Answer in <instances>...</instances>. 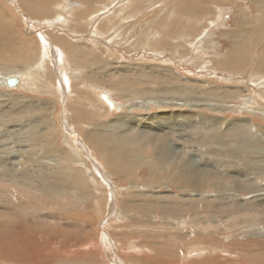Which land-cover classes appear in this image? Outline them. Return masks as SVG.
<instances>
[{
	"label": "rangeland",
	"instance_id": "374dc122",
	"mask_svg": "<svg viewBox=\"0 0 264 264\" xmlns=\"http://www.w3.org/2000/svg\"><path fill=\"white\" fill-rule=\"evenodd\" d=\"M0 76V264H264V0H0Z\"/></svg>",
	"mask_w": 264,
	"mask_h": 264
},
{
	"label": "bare ground",
	"instance_id": "6f19581e",
	"mask_svg": "<svg viewBox=\"0 0 264 264\" xmlns=\"http://www.w3.org/2000/svg\"><path fill=\"white\" fill-rule=\"evenodd\" d=\"M66 3V2H65ZM46 6V5H45ZM62 7H65L66 9H64V8H62V9H64V12H66L67 14L68 13H71L72 11H73V9H74V7H72L71 5H68V4H63L62 5ZM57 8H60L61 9V6L59 5V6H57ZM53 9V8H52ZM54 10V9H53ZM100 10V9H99ZM63 11V10H62ZM49 12V11H48ZM59 12V11H58ZM74 12V11H73ZM60 13V12H59ZM76 14V13H75ZM60 15V14H59ZM220 19V18H219ZM56 21V20H55ZM97 23V22H96ZM240 26H241V24L239 23L238 24V28H237V31L234 33V35H233V38L235 39L236 37H238L240 34H241V31H242V29L240 28ZM45 34V33H44ZM56 38V37H55ZM65 40V39H64ZM60 41V40H59ZM54 42V41H53ZM56 42V41H55ZM64 43V42H63ZM58 44H62L61 43V41H60V43H58ZM57 45V44H56ZM237 45H239L238 43H237ZM42 48L43 47H45L44 46V43H42V46H41ZM62 47V46H61ZM63 48V47H62ZM234 50V49H233ZM233 53V52H232ZM229 55H230V53H229ZM226 56V55H225ZM233 56V55H232ZM236 58H241V60L244 58V55H238V56H236ZM239 59H237V60H239ZM95 61V60H94ZM243 61V60H242ZM221 62V61H220ZM243 63V62H242ZM225 64V63H224ZM223 65V64H222ZM234 65V64H233ZM226 66V65H225ZM36 67V66H35ZM76 67V66H75ZM258 67L259 68H261V66L258 64ZM33 71V70H32ZM32 73V72H31ZM29 74V75H33V74ZM11 75V74H10ZM35 75H37V74H35ZM24 77V76H23ZM4 78V80H3V82H2V85L0 84V86H5V87H7V88H10V89H17V87H19L20 85H23V78H22V76H20V77H8V78H6V76L5 77H1L0 76V82H1V80ZM10 78H14V80L16 81V84H15V86H14V88H11V87H8L7 85H6V81L7 80H9ZM31 80V79H30ZM26 83H28V82H26ZM32 83V82H31ZM34 83V82H33ZM26 85V84H25ZM36 85V84H35ZM27 87H28V84L26 85ZM33 87H34V85H33ZM20 88V87H19ZM24 89H26V87L24 88ZM30 89V88H29ZM28 89V90H29ZM20 90V89H19ZM23 90V89H22ZM31 90H33V88H31ZM30 90V91H31ZM34 91V90H33ZM35 91H36V89H35ZM32 92V91H31ZM103 98L105 99V102H106V104H107V106L110 108V107H113V108H116V106H112V103L110 102V101H108V99L106 98V97H104L103 96ZM171 116V115H170ZM169 116V117H170ZM155 119V118H154ZM180 119V118H179ZM183 118H181V120H182ZM150 120V119H149ZM176 120V119H175ZM145 121V120H144ZM139 122V121H138ZM141 122V121H140ZM170 122V121H169ZM113 123V122H112ZM133 123V122H132ZM193 124H195V125H197V126H201V124L202 123H200V122H198L197 120H195V121H193L192 122ZM113 125H115V124H113ZM138 125V124H137ZM174 125V124H173ZM206 125H207V122L204 124V126L206 127ZM182 126V125H181ZM210 126L211 127H213V128H215V127H218V126H221V124L220 123H218V122H211L210 123ZM257 133H258V135H260V136H264V131H261V130H257ZM51 143L49 142V145H50ZM156 148V147H155ZM154 148V149H155ZM189 148V147H188ZM157 149V148H156ZM152 150V149H151ZM173 150V149H172ZM176 152V151H175ZM201 152V151H200ZM152 153V152H151ZM166 153V152H165ZM169 153H170V150H169ZM168 154V153H167ZM181 155V154H180ZM179 155V156H180ZM169 157H167L166 159H170V157H171V154H169L168 155ZM182 156V155H181ZM151 157V156H150ZM173 157V156H172ZM177 157V156H176ZM186 157V156H185ZM184 157V158H185ZM187 157H188V155H187ZM201 157V156H200ZM183 158V157H182ZM209 158V157H208ZM152 159V158H151ZM168 159V160H169ZM195 159V158H194ZM194 159H192V160H194ZM173 160V159H172ZM178 160V159H177ZM176 160V164H174V165H176V166H174V165H172L173 167H174V170H175V168H178V169H180V166H178L177 164H179V162ZM179 160H180V158H179ZM182 160V159H181ZM195 160H197V158L195 159ZM200 160V159H199ZM204 160V159H203ZM156 162H161V163H163L164 164V162L166 161V160H163V161H161V160H159V159H156L155 160ZM169 161H171V159L169 160ZM215 161V160H214ZM213 161V162H214ZM171 162H173V161H171ZM170 162V163H171ZM181 162H183V161H181ZM192 162V161H191ZM226 162H227V160L226 159H223V160H221V163L222 164H226ZM194 163V162H193ZM210 163V162H209ZM209 163H204V162H202L201 163V165H203V164H208L209 165ZM217 163V162H216ZM187 164V163H186ZM107 165L111 168V170H112V172H121V173H123V174H125V175H128V174H126L124 171H122L118 166H116V165H114V164H112V163H110V162H107ZM179 165H181V164H179ZM188 165V168H186V169H189L190 168V170H191V167H190V165L191 164H187ZM195 165V163L193 164V165H191L192 167ZM200 165V166H201ZM210 165H211V163H210ZM215 166L217 165V164H214ZM163 166V165H162ZM161 166V167H162ZM183 166V165H182ZM156 167H157V165H156ZM173 167H172V169H173ZM186 167V166H185ZM198 166H195V170H197L198 171V169L199 168H197ZM160 168V167H159ZM170 168H171V165H170ZM169 168V169H170ZM193 169V168H192ZM174 170H172V171H174ZM177 170V169H176ZM178 171V170H177ZM192 171V170H191ZM180 172V171H179ZM185 172V171H184ZM187 172H190V171H187ZM186 172V173H187ZM241 172V174L242 173H244V172H246V171H240ZM180 174V173H179ZM178 174V175H179ZM191 174V173H190ZM174 177V176H173ZM180 177V176H179ZM184 177V176H183ZM75 178V177H74ZM175 178V177H174ZM77 179V178H76ZM183 179H185V178H183ZM69 180V179H68ZM74 182H75V180H73ZM76 181H78V179L76 180ZM177 181H180V180H178L177 179ZM70 182V181H69ZM170 183V182H169ZM196 183V182H195ZM184 184V185H183ZM72 185H74L73 183H72ZM175 185V184H174ZM178 186L180 187H186V188H189L191 185H189V184H187V183H178ZM177 186V187H178ZM180 187V188H181ZM206 257V256H205Z\"/></svg>",
	"mask_w": 264,
	"mask_h": 264
},
{
	"label": "water",
	"instance_id": "95a60500",
	"mask_svg": "<svg viewBox=\"0 0 264 264\" xmlns=\"http://www.w3.org/2000/svg\"><path fill=\"white\" fill-rule=\"evenodd\" d=\"M16 80V79H15ZM14 80V78H10L9 80L6 81V85L8 87L14 88L16 81Z\"/></svg>",
	"mask_w": 264,
	"mask_h": 264
},
{
	"label": "crops",
	"instance_id": "0c3cea01",
	"mask_svg": "<svg viewBox=\"0 0 264 264\" xmlns=\"http://www.w3.org/2000/svg\"><path fill=\"white\" fill-rule=\"evenodd\" d=\"M106 161V160H105ZM108 162V161H107ZM118 165V164H117ZM116 175H118V174H116Z\"/></svg>",
	"mask_w": 264,
	"mask_h": 264
}]
</instances>
